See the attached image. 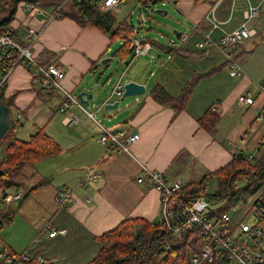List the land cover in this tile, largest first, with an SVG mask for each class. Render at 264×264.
<instances>
[{"label":"crops","instance_id":"obj_1","mask_svg":"<svg viewBox=\"0 0 264 264\" xmlns=\"http://www.w3.org/2000/svg\"><path fill=\"white\" fill-rule=\"evenodd\" d=\"M141 3L142 0H123L115 18L133 24V11L138 8L142 12ZM165 4L169 10H161L162 19L154 20L155 27L165 33L151 28L159 36L133 37L150 43L153 40V54L120 62L116 50V63L128 65L120 71L119 64H114L115 82L100 80V74L107 69L101 62H113L112 46H121V42L112 41L110 34L96 28H82L68 17L46 24L51 10L39 5L43 15H32L19 5L11 24L15 39L23 41L30 29L40 32V39L33 46L35 56L66 74L65 89L77 100L81 92L96 95L101 89V94L91 102L96 107L94 112L86 106L81 109L70 105L64 113L60 110L63 95L40 89L32 70L20 66L8 76L3 90L5 98L15 96L12 120L17 113L22 115L15 136L28 140L41 129L62 151L57 157L24 166L17 177L21 187L0 194L4 207L9 209L0 212L2 246L15 254L30 253L33 259L40 257L53 264H88L101 249L99 237L126 219L160 222V194L137 181L143 175L142 166L162 173L169 183L181 182L184 188L223 168L238 153L253 154L264 144V124L260 120L264 95L259 91L264 83V0H168ZM251 9L256 12L247 19L245 15ZM243 24L256 29L257 36L230 49L233 60L244 71L243 76L233 78L228 60L215 46L200 49L197 44L203 42L206 34H211L217 44L226 33ZM174 32L187 40L176 43L177 51L168 53L170 42L178 39ZM2 78L0 70V83ZM96 79L98 84L94 83ZM103 81L112 87L100 88ZM119 82L143 84L146 92L126 99L118 111L104 113L99 107L112 101ZM191 82L192 92L181 111L156 102L150 95L154 87L160 86L176 99ZM246 93L254 96L255 103L241 107L237 98ZM209 109L219 114V120L212 124L213 134L200 122ZM67 113L78 119L76 125H64ZM88 113L95 117L99 113L112 126L96 118L99 126ZM101 127L125 135L138 133L140 140L131 146V155L107 151L97 142ZM89 168L100 178L80 187ZM43 181L47 184L25 198ZM64 187L74 189L76 203L62 209L56 196ZM17 190H23V199L7 204L5 196ZM86 199L90 201L87 203ZM4 216L9 220L2 219ZM8 226L12 232L1 234ZM53 230L63 233L52 238L49 234Z\"/></svg>","mask_w":264,"mask_h":264},{"label":"built area","instance_id":"obj_2","mask_svg":"<svg viewBox=\"0 0 264 264\" xmlns=\"http://www.w3.org/2000/svg\"><path fill=\"white\" fill-rule=\"evenodd\" d=\"M69 0H64L52 14L46 17L45 23H49L61 18V8ZM81 1V0H78ZM162 3L168 0H147V7H151L154 2ZM25 12L32 15H43L42 8L37 4H20ZM123 0H100L97 7L102 11L115 12L121 9ZM256 11L251 9V13H246V18H251ZM257 36V31L245 24L239 28L226 33L217 44L213 42L211 34H206L203 42L197 44L200 49L215 46L218 51L228 60L230 76L241 77L244 75L243 69L233 60L230 49L240 45L251 38ZM40 39V32L30 29L23 41H18L10 34L0 38V70L2 81L0 83V96L2 84L17 67H25L32 70V75L37 78L40 89L49 92H60L64 100L60 110L66 112L70 105H77L83 108L72 94L63 85L66 74L56 65H42L35 56L33 46ZM187 37L183 36L181 42L185 43ZM135 55H145L151 50V45L135 38L133 39ZM123 86L118 85L113 91L114 98H120ZM260 94L264 95V83L259 86ZM255 103L252 94H242L237 98V104L241 107L252 106ZM216 110V108H214ZM99 126L100 123L94 114H87ZM22 120L20 113L16 114L12 120V127H18ZM264 124V113L260 117ZM66 126H73L78 123L74 115L67 113L63 119ZM102 128L97 142L107 151H117L131 155L130 148L140 140L138 133L125 135L122 132L111 131ZM264 145V144H260ZM257 151L247 155L252 161ZM143 175L138 178V183L149 188H154L161 196V216L159 224L164 231L171 236L178 237L182 234L194 233L201 239V245L191 251L186 264H218L219 260H224L226 264H264V197L258 194L256 200L261 203L254 205L250 203H240L232 207L229 211L218 212L222 203L213 204L210 196L207 195L208 186L205 187V196L185 200L179 196L183 185L181 182L169 183L160 172H154L142 166ZM100 175L93 168L86 169L83 178L79 182L80 187L87 186L96 181ZM214 194V193H213ZM212 194V195H213ZM23 190H18L5 197V202L11 204L19 202L24 197ZM90 200L86 199L85 202ZM56 203L59 208H68L76 203V196L73 188L64 187L56 196ZM257 204V203H256ZM247 207V209H246ZM253 217L252 224L247 222L249 216ZM61 232L52 231L49 236L55 237ZM33 259L31 254H15L9 248L1 245L0 242V264H25ZM40 262L44 259L36 258Z\"/></svg>","mask_w":264,"mask_h":264},{"label":"trees","instance_id":"obj_3","mask_svg":"<svg viewBox=\"0 0 264 264\" xmlns=\"http://www.w3.org/2000/svg\"><path fill=\"white\" fill-rule=\"evenodd\" d=\"M63 1L0 0V38L6 34L15 38L11 24L21 3L37 4L55 10ZM99 1L69 0L62 6L61 16L71 18L82 28H96L106 35L110 34L112 41L121 42L117 55L120 62H124L133 57L130 55V49L133 46L132 40L136 29L131 22L127 20L118 22L114 14L101 11L97 7ZM145 4L146 0H142L141 5ZM151 43L156 46L153 40ZM175 51L176 48H167L168 53ZM38 61L48 66L47 63H42L39 59ZM34 80L37 81V78L34 77ZM193 84L194 82H191L186 86L176 99L160 86L154 87L150 95L156 102L171 105L181 111L190 97ZM4 91L2 88L0 102L13 111L15 96L5 98ZM218 120L219 114L209 109L200 122L206 131L213 134L212 124L214 126ZM14 133L15 128L12 127L0 141V170L4 171V175L0 177L2 195L9 189L21 187L17 183V177L24 166L57 157L62 151L60 145L41 129L28 140H20ZM213 180L216 181L217 188L209 199L213 204L222 203L218 212H226L240 203H247L258 192L264 197V145H260L252 161L248 160L247 156L244 159L234 158L229 164L205 176L200 182L184 187L178 194L185 200L205 196V187ZM46 184V181L41 182L27 192L25 198L31 191ZM260 203L259 200H255L253 204L256 206ZM2 219H8V216ZM260 224L264 226V222ZM99 241L101 249L95 259L88 264H186L191 251L201 245V239L194 233L174 237L165 232L159 223H150L142 218L126 219L118 227L99 237ZM25 264L53 263L47 260L40 262L34 258ZM218 264L226 262L221 259Z\"/></svg>","mask_w":264,"mask_h":264},{"label":"rangeland","instance_id":"obj_4","mask_svg":"<svg viewBox=\"0 0 264 264\" xmlns=\"http://www.w3.org/2000/svg\"><path fill=\"white\" fill-rule=\"evenodd\" d=\"M23 3H27V2H23ZM22 4V3H21ZM41 6V5H40ZM42 8H44V9H48V10H51L52 12H54L55 10H53V8H46V7H44V6H41ZM156 10H169V6L168 5H166L165 3H157L155 6H154V9H153V11H156ZM140 13H142V14H144V16H145V18L147 19V21L146 22H142V21H140ZM162 19V16H159V15H157V14H155L154 12L152 13V12H150V11H143V12H140V10L138 9V8H136L134 11H133V16H132V22H133V24H134V26H135V29H136V33H135V35L136 36H138V37H140V38H143L144 37V35H146V36H148L149 38H154V34H156L157 36H159L158 35V33H156V31L155 30H159V31H162V32H164L162 29H160V28H156L155 27V24H154V20H161ZM149 20V21H148ZM140 25H142V26H140ZM143 28V30H140L139 31V29H142ZM151 28H155V30H152ZM165 33V32H164ZM167 35H169V37L170 38H173V39H176L175 37H174V35H172V34H167ZM163 42H165V40H162ZM175 41V40H174ZM176 43L177 44H180L181 43V40H176ZM117 46H118V44L117 43H114L113 44V52L111 53V57L113 56L114 57V61L113 62H111L109 65V70H108V72L106 73V75L105 76H103L100 80L102 81V80H106L107 82H109L110 80H113L114 82L117 80V78H116V76L115 75H113V76H110V74L113 72V66H114V64L116 63V58L117 57H115V53H116V50H117ZM120 46V45H119ZM118 46V47H119ZM153 53L151 52L148 56H150V55H152ZM133 57L131 58V60H133L134 58H135V56L134 55H132ZM143 57H141V59H142ZM118 59V58H117ZM129 59V58H128ZM131 60L129 61V62H131ZM119 61V60H118ZM116 64H119V67H120V71H123V67L124 66H126V65H128V63H120V62H118V63H116ZM126 64V65H125ZM97 78H99V76L97 77ZM108 79V80H107ZM94 83L95 84H98L99 83V81H98V79H96L95 81H94ZM105 87L106 88H111L112 87V84L111 85H109V86H106V84L104 83V81H103V84H101L100 85V88H103L104 90H105ZM86 109L89 111V112H94V110H96V107H94L93 105H90L89 107H86ZM96 118L98 119V120H100L101 122H103L106 126H108V127H111L112 126V124L111 123H109V120L107 119V118H105V117H102L101 115H99V113L96 115ZM208 192H207V195H212L213 193H215V191H216V188H217V183H216V181L215 180H213V182L212 183H209L208 185ZM16 192V191H15ZM260 192H258L255 196H253L252 198H250V200L247 202V206L250 204V203H253L255 200H256V198L258 197V194H259ZM5 200V199H4ZM245 204V203H244ZM14 209V208H13ZM5 211H9V209H6V207H4V205H3V203H2V200H1V197H0V212H5ZM252 220H253V217L250 215L249 217H248V219H247V222L248 223H250V224H252ZM7 232H12V229H11V227L10 226H8L7 228H3V231L1 232V234H6Z\"/></svg>","mask_w":264,"mask_h":264},{"label":"water","instance_id":"obj_5","mask_svg":"<svg viewBox=\"0 0 264 264\" xmlns=\"http://www.w3.org/2000/svg\"><path fill=\"white\" fill-rule=\"evenodd\" d=\"M161 10H156L155 14L159 16H164L162 15ZM177 38H179V34L177 32H174ZM134 47L132 46L130 49V54L133 52ZM112 62L111 59H106L101 62L102 66L107 65V69H104L103 72L100 74V79L106 75L107 71L109 70L108 64ZM114 75V71L110 74V76ZM146 88L143 84H138L135 82H128L123 85V91L121 97L114 101V98H111L112 100L110 103L104 102L102 106L99 107L104 113H109L112 111H118L119 106L129 98H134L138 96H142L145 94ZM101 94V89L97 91L96 95L95 93H86V92H81L77 97L80 103L86 107H89L91 105V102L94 101L95 97H99ZM113 96V95H112ZM12 127V112L10 108L4 104L3 102H0V141L1 139L5 136V134L11 129ZM236 158L238 159H244L245 156L242 152L238 153L236 155ZM0 161H1V156H0ZM4 175V171L0 170V177Z\"/></svg>","mask_w":264,"mask_h":264},{"label":"bare ground","instance_id":"obj_6","mask_svg":"<svg viewBox=\"0 0 264 264\" xmlns=\"http://www.w3.org/2000/svg\"><path fill=\"white\" fill-rule=\"evenodd\" d=\"M157 3H162V2H160V1H156V2H154L153 3V5L149 8V7H147L146 5H147V0H146V4L145 5H141V11L143 12V11H150V12H154L155 13V11H153V9H154V6L157 4ZM164 3H166V2H164ZM102 11V10H101ZM104 12H107V11H104ZM118 12H120V10H118V11H115V12H110V13H112V14H117ZM140 21H142V22H146L147 21V19L145 18V16H144V14H140ZM183 36H181V37H179L177 40H181V38H182ZM135 38H137V37H135ZM135 38H133V39H135ZM137 39H139V38H137ZM139 40H141V41H143L144 43H147V44H150L151 45V50L147 53V54H145V55H139V56H137V55H135V53H134V51L130 54V55H134L135 56V58L136 57H144V56H147V55H149L150 53H151V51H152V49H153V45L150 43V42H147V41H144V40H142V39H139ZM132 42H133V40H132ZM177 45H176V42L175 41H171L170 42V47H173V48H177L176 47ZM14 71V70H13ZM6 83V81L2 84V88H3V86H4V84ZM118 85H124V84H122L121 82H119L116 86H115V88L118 86ZM1 88V89H2ZM78 101V100H77ZM80 101H78V103H79ZM82 107L84 106V105H82L81 103H79Z\"/></svg>","mask_w":264,"mask_h":264}]
</instances>
